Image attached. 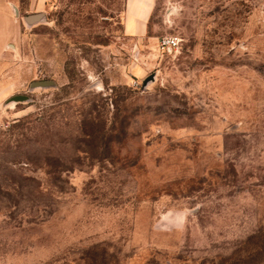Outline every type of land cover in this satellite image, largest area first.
<instances>
[{"label": "rangeland", "instance_id": "1", "mask_svg": "<svg viewBox=\"0 0 264 264\" xmlns=\"http://www.w3.org/2000/svg\"><path fill=\"white\" fill-rule=\"evenodd\" d=\"M124 10L0 0V264H264V0Z\"/></svg>", "mask_w": 264, "mask_h": 264}, {"label": "crops", "instance_id": "2", "mask_svg": "<svg viewBox=\"0 0 264 264\" xmlns=\"http://www.w3.org/2000/svg\"><path fill=\"white\" fill-rule=\"evenodd\" d=\"M154 0H125L123 31L128 37H138L144 34L146 22L152 11ZM16 33V29H13ZM7 35L0 22V57L2 51L8 50L9 44H6Z\"/></svg>", "mask_w": 264, "mask_h": 264}, {"label": "water", "instance_id": "3", "mask_svg": "<svg viewBox=\"0 0 264 264\" xmlns=\"http://www.w3.org/2000/svg\"><path fill=\"white\" fill-rule=\"evenodd\" d=\"M42 19V15L41 14H35V15H31V16H27L24 18V22L26 25H32L35 23H38L40 20ZM52 86L51 82H37V83H32L30 88H45V87H49ZM26 98L23 96H17L13 99H11L8 103H22L25 102Z\"/></svg>", "mask_w": 264, "mask_h": 264}, {"label": "built area", "instance_id": "4", "mask_svg": "<svg viewBox=\"0 0 264 264\" xmlns=\"http://www.w3.org/2000/svg\"><path fill=\"white\" fill-rule=\"evenodd\" d=\"M179 39L172 36L161 37L158 41V49L162 53H174L179 49Z\"/></svg>", "mask_w": 264, "mask_h": 264}]
</instances>
